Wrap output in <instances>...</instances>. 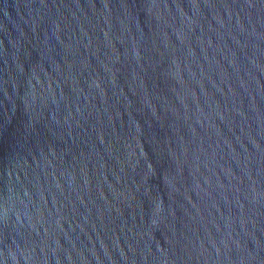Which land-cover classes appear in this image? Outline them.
Returning a JSON list of instances; mask_svg holds the SVG:
<instances>
[{
    "label": "water",
    "instance_id": "1",
    "mask_svg": "<svg viewBox=\"0 0 264 264\" xmlns=\"http://www.w3.org/2000/svg\"><path fill=\"white\" fill-rule=\"evenodd\" d=\"M0 264H264V0H0Z\"/></svg>",
    "mask_w": 264,
    "mask_h": 264
}]
</instances>
